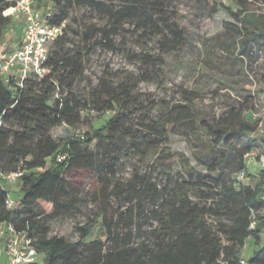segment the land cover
Here are the masks:
<instances>
[{
	"label": "trees",
	"instance_id": "trees-1",
	"mask_svg": "<svg viewBox=\"0 0 264 264\" xmlns=\"http://www.w3.org/2000/svg\"><path fill=\"white\" fill-rule=\"evenodd\" d=\"M54 1L59 12L51 13V24L66 21L67 9L61 4L89 5L103 13L106 21L77 33L87 48L79 43L69 47L65 23L61 36L52 42L57 48L49 52L46 74L39 80H28L23 90L14 92L0 81L3 121L0 168L24 170L19 179L23 193L20 206L7 208L6 192L0 188V225L8 223L15 231L26 234L43 255V264H264V214L261 213L264 168L254 183L236 178L241 171L249 177L245 156L257 148L264 150V143L241 142L245 136L258 140L253 134L259 128L260 119L246 115L254 107L251 97L239 105H229L218 114H208L198 108L193 91H187L178 102L161 104L149 99L145 105L133 93L136 83H121L105 91L93 90L89 100L80 99L74 93L75 83L83 78V63L93 49L91 46L112 49L114 38L126 24L144 37L145 42L155 40L160 51L157 55L143 52L134 55L144 68L141 78L148 80L152 69L164 63L163 56L179 50L186 40L176 21L175 2L179 0ZM183 1L209 6L213 14L219 10L216 0ZM10 4L9 0H0V43L13 22L12 17L3 15ZM37 5L45 9V0H37ZM241 8L239 12L227 8L238 24L231 27L225 21L224 26L233 37L247 36L245 41H240V52L248 55L251 42L264 44V19L247 13L244 6ZM226 32L220 37H228ZM153 106H159L162 112L155 119L147 118L146 128L129 126L132 114ZM85 109L112 115L99 127L89 124V131L82 135L72 133L61 140L51 136V130L63 123L71 128L75 126ZM170 133L183 136L191 144L192 158L201 170L180 157L181 154L169 150ZM127 138L141 158L153 153L156 163L160 164L173 156L184 160L181 180L170 192L167 188L157 189L150 174L135 173L126 183L114 182L110 174L103 176L102 172H106L103 163L89 146L105 142L112 146V152H120L129 148L125 145ZM59 153L66 154L67 158L57 161ZM71 171H89L97 176L102 185L99 194L104 204L101 213L104 221L111 194L132 204L128 207L132 222L144 212L146 204L150 205V216L157 222L149 232L151 239L137 247L131 243L107 246L114 234L112 219L106 223L104 237L93 234L95 221L78 227L80 238L76 242L62 236L49 237L50 221L66 218L79 210V199L75 194L69 196L72 184L66 174ZM247 243L251 251L244 262L242 250Z\"/></svg>",
	"mask_w": 264,
	"mask_h": 264
},
{
	"label": "rangeland",
	"instance_id": "rangeland-1",
	"mask_svg": "<svg viewBox=\"0 0 264 264\" xmlns=\"http://www.w3.org/2000/svg\"><path fill=\"white\" fill-rule=\"evenodd\" d=\"M219 10L212 13L209 6L187 3L183 0L175 2L177 11L176 21L184 31L186 40L184 45L173 53L163 56L164 63L160 67L152 69L148 75L149 79H142L144 68L140 61L136 60V53L160 54L155 40L144 41L133 27L126 24L124 30L114 38L113 48L109 49L103 45L91 46L90 54L86 56L83 67V78L75 83L74 93L80 99L89 100L93 90H110L117 88L121 83L128 85L136 83L133 93L144 100V105L149 99H154L161 104L165 102H178L183 100L187 91H193L197 97L195 103L204 113H220L229 105H239L248 101L250 97L254 107L247 115L251 119H260V125L253 136L242 138V143L250 144L264 143V44L251 42L246 54H241L240 41H245L246 35L233 37L231 32H226L224 22H230L231 27L238 24L227 11L232 8L239 12L244 6L247 13L264 19V0H216ZM244 1V2H243ZM45 9L52 14L59 12V6L54 0H45ZM67 29L64 31L72 48L83 43L77 33L83 32L90 25L95 27L105 23L104 14L93 10L89 5L67 6ZM42 5L34 7L42 9ZM61 7V6H60ZM13 18V17H12ZM24 24L22 16L14 19L10 28L5 32L1 43H7L14 48L21 42V31ZM133 31V32H132ZM227 33L229 36L220 37ZM144 46V47H142ZM52 43L49 52L56 49ZM140 79V80H139ZM60 95V93H58ZM249 98V99H248ZM162 110L159 106H153L141 112L138 110L128 119L132 129L143 130L147 127V118H157ZM257 115H253V114ZM112 113L99 114L95 110L85 109L80 112V120L72 128L67 124H61L51 130V136L55 140L69 137L72 133L84 134L89 131V124L99 127ZM256 117V118H255ZM169 150L172 153L181 154L180 157L188 159L191 165H195L192 158L191 144L181 135L169 134ZM126 146L120 152H112V146L105 142L93 143L89 149L99 155L103 169V176L113 175V181L126 183L136 173L137 175L151 176V182L155 183L157 189L167 188L170 192L175 184L181 180L180 172L184 160H178L173 156L164 164L156 163V157L150 153L146 158L130 145V140L125 139ZM115 157V158H113ZM162 161L161 159L159 160ZM197 169L201 166L195 165ZM249 177L244 179L245 183H254L258 179L261 166L257 160H247ZM71 182V193L79 199V210L66 218H56L48 223V236H62L70 242H76L80 238L78 227L94 224V235L105 236L107 233V222L112 219L113 238L107 242V246L115 243L124 245L131 243L137 247L145 241L150 240V231L154 229L157 222L151 218V206L146 204L144 212L130 220L128 207L131 203L119 200L115 194H111L107 200L106 217L103 220L101 213L104 207L100 197V182L97 176L89 171H71L66 174ZM12 199L19 202L23 197L21 192V180L6 185ZM112 187V186H111ZM110 187V189H111ZM9 238L8 234H5ZM1 239V238H0ZM0 240V247L5 244ZM5 242V241H4ZM251 251L249 243L243 248V261ZM43 255L39 254L37 264H43Z\"/></svg>",
	"mask_w": 264,
	"mask_h": 264
},
{
	"label": "built area",
	"instance_id": "built-area-1",
	"mask_svg": "<svg viewBox=\"0 0 264 264\" xmlns=\"http://www.w3.org/2000/svg\"><path fill=\"white\" fill-rule=\"evenodd\" d=\"M9 1L11 4L3 11V15L13 17V20L22 16L24 27L19 45L12 48L5 42L0 43V81L10 90L19 92L25 88L28 80L32 78L39 80L46 74L49 45L61 36L65 22L59 25L51 24L49 22L51 11L35 8V0ZM2 125L3 121L0 117V127ZM66 158L67 155L62 153L56 156V160L59 162ZM245 158L246 161L257 160L261 168H264V150L262 148L255 149ZM23 173L24 170L21 167L11 171L0 168V188L6 192L5 204L9 209L18 206L19 202L11 198L6 185L19 180ZM236 178L239 181H244L246 175L241 171L236 175ZM261 213L264 214V207ZM5 234H8L9 238L6 239L5 246L0 247V260L4 256L5 264L37 263L39 253L26 234L15 231L13 226L8 223H2L0 237L6 238Z\"/></svg>",
	"mask_w": 264,
	"mask_h": 264
},
{
	"label": "crops",
	"instance_id": "crops-1",
	"mask_svg": "<svg viewBox=\"0 0 264 264\" xmlns=\"http://www.w3.org/2000/svg\"><path fill=\"white\" fill-rule=\"evenodd\" d=\"M22 18H23V17H22ZM18 19H19V18H18ZM23 27H24V24H23ZM23 27H22V31H23ZM22 31H21V38H22ZM247 172H248V169H247ZM0 238H1L0 240H4V241H6L5 238H4V239H3L2 237H0ZM4 241H2L1 243H2V244H5ZM0 264H5V257H4V256L1 257Z\"/></svg>",
	"mask_w": 264,
	"mask_h": 264
}]
</instances>
